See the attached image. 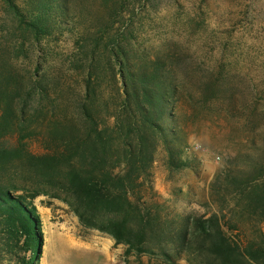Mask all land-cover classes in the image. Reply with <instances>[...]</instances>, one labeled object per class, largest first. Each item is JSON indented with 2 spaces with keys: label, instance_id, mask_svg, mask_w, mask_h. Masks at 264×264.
<instances>
[{
  "label": "rangeland",
  "instance_id": "1",
  "mask_svg": "<svg viewBox=\"0 0 264 264\" xmlns=\"http://www.w3.org/2000/svg\"><path fill=\"white\" fill-rule=\"evenodd\" d=\"M63 1L90 18L103 0H57V7ZM131 1L139 7L133 41L150 56L159 55L162 83H178L181 97L177 121L182 133L172 128L169 117L165 123L177 138V156L185 164L170 170L164 153L156 154L153 179L163 204L158 225L138 248L118 241L112 233L119 216L111 208L72 203L66 189L71 185L70 167L57 159L38 167L20 158L23 154L5 152L0 156V196L3 191L21 195L33 214L34 232L32 239L23 237L18 244L15 237L13 247L4 245L8 235L0 232V264H264L259 251L248 252L244 246L247 235L258 236L252 226L255 221V229L257 223L263 225L260 218L245 221L247 215L239 213L230 198L221 200L222 193L230 192L222 189L228 175L254 173L253 166L264 163V0ZM11 2L28 14L41 0H0L1 58L10 62L13 56L24 75L46 73L74 87L66 97L71 100L80 90L66 75L75 45L72 34L34 45L18 30ZM22 39L24 48L18 52L14 47ZM36 100L29 102L32 122L23 134H31L25 140L30 152L42 154L58 131L51 120H37ZM168 106L167 112L174 102ZM14 142L11 139L7 148ZM212 213L242 222L240 228L228 226L231 235H240L238 242L242 239L239 253L220 255L209 241L198 242L188 232L183 218Z\"/></svg>",
  "mask_w": 264,
  "mask_h": 264
},
{
  "label": "trees",
  "instance_id": "2",
  "mask_svg": "<svg viewBox=\"0 0 264 264\" xmlns=\"http://www.w3.org/2000/svg\"><path fill=\"white\" fill-rule=\"evenodd\" d=\"M10 5L18 30L23 38L30 36L34 45L64 32L72 34L75 45L66 75L80 90L71 100L66 99L74 87L46 73L37 78L24 75L13 63V56L10 62L0 56V156L14 151L38 167L54 164V159L61 161L70 167L67 179L71 185L66 189L72 203L111 208L119 216L113 237L138 248L162 216L163 204L153 179L156 154L164 153L170 170L185 164L177 156V138L165 123V117H169L172 128L182 133L177 121L181 110L177 104L181 99L178 83L172 81L165 86L160 78L159 55L150 56L138 41H133L137 30L133 21L139 7L131 0H103L96 15L84 18L65 1L57 7V0H41L36 11L28 14L12 2ZM24 43V39L18 41L15 50L22 52ZM37 63L43 66L41 61ZM34 98L39 105L35 109L37 120H51L58 131L53 145L38 155L30 152L25 141L31 134H23L32 122L29 102ZM171 102L174 107L167 112ZM11 135L15 136L11 138L14 146L7 148ZM253 167L254 173L226 177L227 185L222 189L230 191V197L222 193L221 200L230 198L239 213L247 215L242 217L245 221L260 218L263 225L257 223L255 229V221L252 226L259 231L258 236L247 235L244 246L248 252L259 251L263 258L264 231L260 228H264V163ZM1 193L0 232L8 235L4 245L13 247L15 237L16 244L23 237L32 239L33 214L21 195ZM183 220L193 239L209 241L220 255L242 250V239L237 241L240 235L235 237L228 231V226L240 228L241 221L216 213Z\"/></svg>",
  "mask_w": 264,
  "mask_h": 264
}]
</instances>
